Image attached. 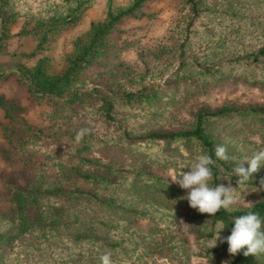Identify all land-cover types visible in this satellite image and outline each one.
<instances>
[{
    "label": "trees",
    "instance_id": "1",
    "mask_svg": "<svg viewBox=\"0 0 264 264\" xmlns=\"http://www.w3.org/2000/svg\"><path fill=\"white\" fill-rule=\"evenodd\" d=\"M95 1L0 0L1 41L5 43L12 27L23 21L19 37L36 42L25 60L14 65L19 81L38 104L51 108L49 119L64 122L58 130L34 127L0 100L12 122L2 128L5 141L26 170L23 183L10 185L11 213L0 212V264H100L106 252L112 253L114 264H140L133 260L131 235L123 229L127 220L113 214L147 215L143 201L147 197L137 194L136 180L145 178L148 184L159 180L141 172V161L123 164L107 151L136 144L139 151L153 153L159 144L188 143L197 155L205 152L215 159L214 149L222 143L215 134L219 124L264 119V106L228 105L200 110L191 124L157 128L166 105L190 88L206 86L212 78L229 73V67L239 73L243 65L264 60L260 32L264 19L255 17L262 13L264 0H181V18L171 30L173 46L145 52L144 70L122 60L117 35L121 25L139 18L152 0L126 4L107 0L105 18L93 21L74 40L64 67L55 71L49 55L52 45L83 22ZM81 130L84 135L77 141ZM228 154L235 159L217 161L212 186L223 184L225 176L239 179L232 172L236 154L230 150ZM164 156L168 162L175 158ZM76 179L92 188L78 187ZM262 179L260 169L249 182ZM261 198L247 207L204 214L209 239L215 237L218 221L225 227L222 239L231 234L240 215L254 212L264 221ZM215 250L230 264H264V254H229L226 242L217 241Z\"/></svg>",
    "mask_w": 264,
    "mask_h": 264
},
{
    "label": "rangeland",
    "instance_id": "2",
    "mask_svg": "<svg viewBox=\"0 0 264 264\" xmlns=\"http://www.w3.org/2000/svg\"><path fill=\"white\" fill-rule=\"evenodd\" d=\"M128 1L117 0L118 4H126ZM106 4L107 0H96L83 22L64 32L54 42L49 55L53 59L55 71H61L64 67L66 55L72 50L74 40L84 34L93 21L105 18ZM262 9V13H255L257 19H264V8ZM180 10L181 0H152L145 5L139 18L128 19L122 24V32L117 35L122 60L144 70L141 57L145 52L171 48V30L181 18ZM23 23L21 21L12 27L10 38L5 43L1 41L0 24V100L16 116L26 119L32 126L58 130L64 122L48 118L51 108L46 104H38L32 98L28 86L19 81V72L14 66L16 61L25 60L23 56L36 47L32 37H19ZM260 28L263 33L264 24H260ZM178 67L179 59L174 62L173 72ZM228 72L212 78L206 86L190 88L191 91L184 97L166 105L164 113L159 116L161 121L157 128L165 130L173 125L191 124L196 114L203 109L215 110L228 105L246 108L264 106V60L243 65L239 73H234L233 67H229ZM167 78L162 80L163 86ZM11 123L6 117V109L0 107V212L5 215L11 213L10 185L21 184L26 178L24 166L19 157L10 151L4 138L2 128ZM219 125V130H215L218 140L237 157L232 165L236 166L253 153L264 150V119H233V123ZM158 150L153 153L141 152L133 144L129 148L107 151L123 164L133 159L141 161V172L159 180L154 184H148L145 178L136 180L137 194L147 197L143 200L147 205V215L113 214L119 219L127 220L123 229L131 235L133 260L140 264H230L226 255L217 252L209 243L211 240L204 225V214L190 208L187 200L181 199L187 195L186 190L173 183V179L181 171L179 161L182 162V171L187 172L195 160L197 154L193 146L188 143L175 146L159 144ZM160 151L175 158L168 162L164 154H159ZM244 166L248 167L247 164ZM260 169L264 171V166ZM74 182L82 189L92 188L91 184L82 180L76 179ZM237 182L238 180L232 181L227 176L222 181L225 186L233 188L237 187ZM255 188L258 191L252 192ZM244 189L248 190L242 193L244 199H240L232 208L250 206L264 196L261 183L248 181L237 192H243Z\"/></svg>",
    "mask_w": 264,
    "mask_h": 264
},
{
    "label": "clouds",
    "instance_id": "3",
    "mask_svg": "<svg viewBox=\"0 0 264 264\" xmlns=\"http://www.w3.org/2000/svg\"><path fill=\"white\" fill-rule=\"evenodd\" d=\"M83 135L84 130L77 133V141L81 140ZM214 155L215 159L202 152L195 157L188 168L189 171H182L183 166H181L179 175L173 179V183L178 184L181 189L187 192V195L181 199L187 200L190 208L209 216L216 215L221 209L231 210L240 199H244L242 193H246L248 190L244 189L243 192L238 193L237 189L243 188L264 166V150H260L253 153L251 157L245 158L242 163L232 169L233 175L239 178L236 188L224 184L212 186L213 167L216 166L217 161L230 162L235 159L229 156L227 148L223 145L215 147ZM245 164L248 167H245ZM260 183L264 188V179ZM255 191L258 189L255 188L252 192ZM233 225L231 234L222 239L220 233L225 229L224 223L223 221L217 222L215 237L209 241L212 248L217 246V241H220L228 244V252L233 256L241 252L245 257L264 254V221L257 213L249 212L240 215L234 219ZM99 260L100 264H114L111 252L102 254Z\"/></svg>",
    "mask_w": 264,
    "mask_h": 264
}]
</instances>
